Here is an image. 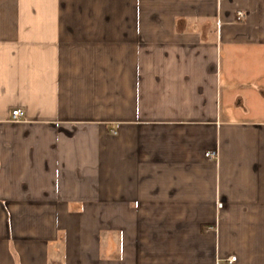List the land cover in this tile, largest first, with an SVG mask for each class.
<instances>
[{
  "label": "crops",
  "instance_id": "0c3cea01",
  "mask_svg": "<svg viewBox=\"0 0 264 264\" xmlns=\"http://www.w3.org/2000/svg\"><path fill=\"white\" fill-rule=\"evenodd\" d=\"M0 264H264V0H0Z\"/></svg>",
  "mask_w": 264,
  "mask_h": 264
},
{
  "label": "built area",
  "instance_id": "2783aa9c",
  "mask_svg": "<svg viewBox=\"0 0 264 264\" xmlns=\"http://www.w3.org/2000/svg\"><path fill=\"white\" fill-rule=\"evenodd\" d=\"M244 19H245L244 14L241 13V12L238 13V15H237V20H238L239 22H242V21H244ZM24 118H25V114H24V112H23L22 110L17 109V110H14V111L12 112V120H13L14 122H19V121L23 120ZM207 157L214 158L215 155H214V154H208ZM234 261H236V258H232V259H230V262H234Z\"/></svg>",
  "mask_w": 264,
  "mask_h": 264
}]
</instances>
